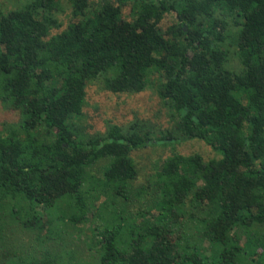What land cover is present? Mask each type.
I'll list each match as a JSON object with an SVG mask.
<instances>
[{"label": "trees", "instance_id": "16d2710c", "mask_svg": "<svg viewBox=\"0 0 264 264\" xmlns=\"http://www.w3.org/2000/svg\"><path fill=\"white\" fill-rule=\"evenodd\" d=\"M61 3L71 22L50 35ZM168 13L174 23L161 32ZM94 80L113 94L153 89L173 129L152 138L109 126L85 138L72 120ZM0 107L17 117L0 127V210L10 205L12 221L21 203L33 215L66 201L76 225L85 168L108 159L104 184L127 200L130 151L198 140L218 158L162 160L137 193L152 222L97 232L98 264H264V0H29L0 11ZM26 256L19 264H52Z\"/></svg>", "mask_w": 264, "mask_h": 264}, {"label": "rangeland", "instance_id": "374dc122", "mask_svg": "<svg viewBox=\"0 0 264 264\" xmlns=\"http://www.w3.org/2000/svg\"><path fill=\"white\" fill-rule=\"evenodd\" d=\"M27 1L29 0H0V11L5 13ZM121 14L128 19L129 7L121 8ZM55 17L60 28L51 30L50 35L62 31L71 22L67 5L61 3V11ZM228 22L227 35L224 33L228 49L227 66L235 70L237 64L233 56L232 40L237 28ZM173 23L174 15L164 14L158 28L163 32ZM16 120L15 114L0 107V127L2 123H14ZM176 120L171 117L170 110L157 98L153 89L136 94H113L103 90L99 80H94L85 88L81 116L72 122L80 126L85 138L102 135L109 126L128 130L130 125L149 130L152 138H157L160 132L172 130ZM174 153L181 156L197 154L203 161L218 158L215 152L198 140L170 142L165 145L154 142L144 148L132 150L129 157L136 169V178L128 183L127 200L114 194L112 186L104 184L102 171L108 159H99L84 169L79 193L83 213L80 223L76 225L66 219L74 209L66 201L57 202L55 208L49 211L37 210L33 215L27 214L28 211H25L21 203L22 208L15 221L10 219L11 214L7 210L10 205L4 207L0 210V263H25L29 259L26 255H30L33 258L48 259L52 264H98L97 248L92 244L97 232L113 224L118 225L122 232L129 227L141 231L142 223L152 222L149 215H144L143 218L140 216L147 207L148 195L137 193L153 180L158 164ZM239 244L243 245V240Z\"/></svg>", "mask_w": 264, "mask_h": 264}]
</instances>
